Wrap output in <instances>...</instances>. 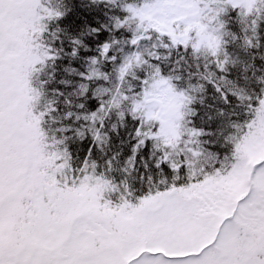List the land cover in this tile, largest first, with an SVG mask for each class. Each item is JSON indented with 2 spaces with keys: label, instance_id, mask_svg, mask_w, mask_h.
Segmentation results:
<instances>
[{
  "label": "snow or ice",
  "instance_id": "obj_1",
  "mask_svg": "<svg viewBox=\"0 0 264 264\" xmlns=\"http://www.w3.org/2000/svg\"><path fill=\"white\" fill-rule=\"evenodd\" d=\"M0 264H264V0H0Z\"/></svg>",
  "mask_w": 264,
  "mask_h": 264
}]
</instances>
